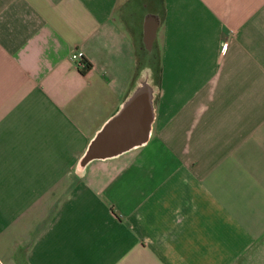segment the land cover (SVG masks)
Returning <instances> with one entry per match:
<instances>
[{
    "label": "crops",
    "instance_id": "crops-1",
    "mask_svg": "<svg viewBox=\"0 0 264 264\" xmlns=\"http://www.w3.org/2000/svg\"><path fill=\"white\" fill-rule=\"evenodd\" d=\"M0 264H264V0H0Z\"/></svg>",
    "mask_w": 264,
    "mask_h": 264
},
{
    "label": "water",
    "instance_id": "water-1",
    "mask_svg": "<svg viewBox=\"0 0 264 264\" xmlns=\"http://www.w3.org/2000/svg\"><path fill=\"white\" fill-rule=\"evenodd\" d=\"M151 101V90L148 87L141 86L137 88L119 113L105 124L91 144L88 145L82 163L96 158H109L135 145L138 146L144 143L150 130L152 116ZM136 110L141 111L144 115L145 124L143 129L142 131H136L130 136L123 137L121 133L122 126L125 125L127 118Z\"/></svg>",
    "mask_w": 264,
    "mask_h": 264
},
{
    "label": "built area",
    "instance_id": "built-area-1",
    "mask_svg": "<svg viewBox=\"0 0 264 264\" xmlns=\"http://www.w3.org/2000/svg\"><path fill=\"white\" fill-rule=\"evenodd\" d=\"M225 47H226V44H223L222 50H224ZM69 59L76 65L77 68H84L85 67V62L83 60L82 51L74 49L72 52H70Z\"/></svg>",
    "mask_w": 264,
    "mask_h": 264
},
{
    "label": "trees",
    "instance_id": "trees-1",
    "mask_svg": "<svg viewBox=\"0 0 264 264\" xmlns=\"http://www.w3.org/2000/svg\"><path fill=\"white\" fill-rule=\"evenodd\" d=\"M85 62V67L81 69V72L84 73L85 71H87L89 68H91V63H88L86 61Z\"/></svg>",
    "mask_w": 264,
    "mask_h": 264
}]
</instances>
